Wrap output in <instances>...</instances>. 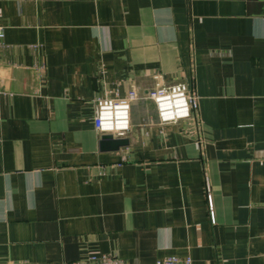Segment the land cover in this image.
<instances>
[{"label":"crops","instance_id":"1","mask_svg":"<svg viewBox=\"0 0 264 264\" xmlns=\"http://www.w3.org/2000/svg\"><path fill=\"white\" fill-rule=\"evenodd\" d=\"M0 24V264H264V0H0ZM180 81L196 120L161 124L142 96ZM133 86L100 151L95 99Z\"/></svg>","mask_w":264,"mask_h":264},{"label":"built area","instance_id":"2","mask_svg":"<svg viewBox=\"0 0 264 264\" xmlns=\"http://www.w3.org/2000/svg\"><path fill=\"white\" fill-rule=\"evenodd\" d=\"M4 26L0 24V48L3 43ZM37 48L38 45H32ZM141 96L136 87H131L123 96H102L95 99L93 126L100 134L111 133L114 137H123L131 127L130 110L132 102ZM142 98L150 99L154 105L159 123H177L196 120L198 95L189 88L186 82L159 84L149 90ZM168 118H165V117ZM208 212L214 222L213 206L210 195H207ZM3 264H38L27 260H10ZM63 264H128L123 258L103 252H91L85 258L64 261ZM154 264H193L190 256L179 257L166 255L157 259Z\"/></svg>","mask_w":264,"mask_h":264},{"label":"water","instance_id":"3","mask_svg":"<svg viewBox=\"0 0 264 264\" xmlns=\"http://www.w3.org/2000/svg\"><path fill=\"white\" fill-rule=\"evenodd\" d=\"M128 144L129 139L127 137H114L111 133L100 134L98 142L100 151H116Z\"/></svg>","mask_w":264,"mask_h":264},{"label":"clouds","instance_id":"4","mask_svg":"<svg viewBox=\"0 0 264 264\" xmlns=\"http://www.w3.org/2000/svg\"><path fill=\"white\" fill-rule=\"evenodd\" d=\"M165 118H168L167 116Z\"/></svg>","mask_w":264,"mask_h":264}]
</instances>
